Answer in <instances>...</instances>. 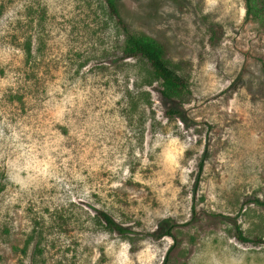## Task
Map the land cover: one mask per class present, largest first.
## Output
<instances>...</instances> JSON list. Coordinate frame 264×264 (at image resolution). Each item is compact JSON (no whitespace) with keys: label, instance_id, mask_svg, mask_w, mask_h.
Returning a JSON list of instances; mask_svg holds the SVG:
<instances>
[{"label":"rangeland","instance_id":"1","mask_svg":"<svg viewBox=\"0 0 264 264\" xmlns=\"http://www.w3.org/2000/svg\"><path fill=\"white\" fill-rule=\"evenodd\" d=\"M118 3L180 100L119 57L105 0H0V264H264L231 234L264 238V19L245 0Z\"/></svg>","mask_w":264,"mask_h":264},{"label":"trees","instance_id":"2","mask_svg":"<svg viewBox=\"0 0 264 264\" xmlns=\"http://www.w3.org/2000/svg\"><path fill=\"white\" fill-rule=\"evenodd\" d=\"M108 15L115 21L122 34L119 46L120 58H139L149 67L152 76L160 83L159 92L166 99L180 100L189 91L186 79L173 68L167 57L164 45L155 38L130 29L119 10L118 0H105ZM246 14H253L264 19V0H245ZM264 69V62H263ZM259 201V200H257ZM95 214L103 225L113 231L125 233L129 228L115 221L109 213L96 209ZM231 234L243 243H264L260 236L244 234L239 225L234 223Z\"/></svg>","mask_w":264,"mask_h":264}]
</instances>
